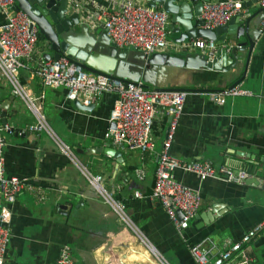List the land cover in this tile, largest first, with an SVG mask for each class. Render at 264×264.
<instances>
[{"label": "crops", "instance_id": "crops-1", "mask_svg": "<svg viewBox=\"0 0 264 264\" xmlns=\"http://www.w3.org/2000/svg\"><path fill=\"white\" fill-rule=\"evenodd\" d=\"M68 1L72 5L70 13H78L79 23L87 25L95 47L102 50V58L121 71L139 74L134 68L138 65L114 60L110 56L111 43H104L101 36L104 31L92 27L100 9L115 8L111 0ZM200 1L176 3L187 2L195 22L200 16L194 15L195 6ZM259 10L257 3L248 2L238 26L243 27L247 19H252L250 29L256 27L260 31ZM5 20L0 13V26ZM174 27L183 33L179 23ZM170 29L169 19L168 40L175 42ZM228 39L233 41L235 37ZM47 45L39 39L35 53L19 70L20 82L41 107L52 131L71 150L77 165L92 175L103 176L107 192L124 204L126 215L144 240L168 264H196L190 249L198 244L210 250L209 259L213 260L226 242L240 241L250 229L264 222V31L260 32L248 62L246 54L240 53L238 66L229 72L227 60L218 65V70L157 67L156 78L165 87L185 89L188 93L171 155L184 162L244 171L249 175L248 181L254 179L257 183L200 181L192 174L174 171L175 180L199 191L202 198L201 208L183 233H178L161 205L149 198L169 118L161 110L155 113L153 152L116 149L104 136L110 127L109 116L117 103V94H103L89 111H82L74 101L65 99V89L43 87L34 71L38 60L48 53ZM233 45H247L246 37L242 35ZM167 54L203 57L194 49L171 50ZM236 83L251 96L228 98L222 105L208 98L207 94L221 92ZM3 112L9 127L2 132L6 174L26 179L39 187L45 197L41 204H36L24 193L12 205L3 264H57L65 249L70 251L71 264H160L112 208L95 196L80 169L52 139L46 133L28 130L35 123L33 114L0 77L1 124ZM140 168L145 173L143 180L136 176ZM136 192L141 198L135 197ZM243 248L252 257V264H264V231Z\"/></svg>", "mask_w": 264, "mask_h": 264}, {"label": "built area", "instance_id": "built-area-1", "mask_svg": "<svg viewBox=\"0 0 264 264\" xmlns=\"http://www.w3.org/2000/svg\"><path fill=\"white\" fill-rule=\"evenodd\" d=\"M251 1H256L263 10L259 32L264 31V0H201L199 20L203 22V29L214 30L227 25L233 17L244 14L246 4ZM111 4L115 8L100 9L94 17L92 27L101 28L116 49L138 51L147 56L167 54L171 50L181 52L184 49H194L211 61L220 48L227 46L225 43L205 39L190 40L187 43L170 42L168 40L170 16L162 8H150L136 0H111ZM15 7L14 0H0V13L6 17L0 26V77L11 87L12 95L19 97L33 114L35 123L30 125L28 130L46 133L60 152L80 169L95 196L108 204L119 219L132 229L148 254L160 264H168L144 240L126 215L124 204L116 201L107 192L103 176L92 175L84 167L77 165L71 150L55 135L41 107L33 101L20 82L19 70L25 67V62L35 53L39 33L28 15L22 11H15ZM34 72L43 87L63 88L66 90L67 101L78 102L84 107L92 106L97 97L103 94L116 93L117 103L110 112V127L104 136L116 149L129 148L141 153L153 152L155 142L151 138V132L155 113L157 110L165 113L169 123L149 198L161 205L178 233L188 229L190 220L201 208L202 198L199 191L175 180L172 176L174 171L192 174L200 181L216 180L243 185L249 179L248 173L244 171H234L224 166L214 167L204 162H184L171 155V146L183 113L187 92L147 89L141 82L126 83L118 78L91 73L66 56L57 61L40 58ZM207 95L210 100L222 105L228 98L248 97L251 93L236 85ZM6 130L8 131L9 127L0 123V264L4 262L10 237L7 227L12 218V205L24 193L29 194L36 204H41L45 199L43 191L28 183L26 179L7 176L5 144L2 137V132ZM144 175L142 168L136 170V176L140 180L144 179ZM135 197L141 198V194L136 192ZM263 231L264 222L250 229L240 241L226 242L221 253L213 260L209 259L210 250L204 248L202 244L191 247L190 254L196 264H252V257L243 247ZM57 264H71L69 249L63 251Z\"/></svg>", "mask_w": 264, "mask_h": 264}, {"label": "water", "instance_id": "water-1", "mask_svg": "<svg viewBox=\"0 0 264 264\" xmlns=\"http://www.w3.org/2000/svg\"><path fill=\"white\" fill-rule=\"evenodd\" d=\"M15 11H22L28 15L36 26L39 37L46 42L48 53L44 56L46 61L59 60L66 56L76 64L82 66L88 72L102 74L109 77L118 78L126 83H140L144 88L156 89L160 91H177L186 92L185 89L168 88L156 78L158 72L157 67L168 69H190L203 68L209 70H218V65L222 61L230 63L228 72L235 69L239 64V54H246L247 62L251 52L257 42L260 32L259 29L253 27L250 29L249 24L252 19H247L245 25L238 26V22L244 18V14L233 17L225 26L218 27L214 30L203 29V22H193V14L187 2L177 4L176 0H136L145 3L150 8L160 7L169 14L171 21V32L176 43H187L190 40L205 39L217 43H225V48H220L213 60L209 61L205 56L199 57H176L169 54H154L147 56L138 51H122L116 49L111 44L110 56L113 59L128 62L138 70L139 74H132L118 69V66L112 64L109 60L102 58L100 55L102 50L95 47V40L89 34L87 25L79 23L80 17L78 13H70L72 5L68 0H14ZM196 2V0H191ZM208 1V0H203ZM256 3V1H253ZM262 9L258 12V17L262 18ZM201 13V2L195 6L194 15L198 17ZM179 23L182 26L183 33L175 29V25ZM76 28L79 32H76ZM245 36L247 45L235 46L240 37ZM104 43L110 42L105 32L101 33ZM229 36H234L232 41ZM106 37V38H104ZM233 42V43H232ZM111 43V42H110ZM94 54H91L92 52ZM114 59V60H115ZM116 64V63H115ZM234 84L232 87L236 86ZM78 109L89 111L92 106L84 107L80 103L75 102ZM5 110L6 108L3 107ZM2 125H6V114L3 112ZM246 183L255 184L253 180H247ZM180 215V214H179Z\"/></svg>", "mask_w": 264, "mask_h": 264}, {"label": "trees", "instance_id": "trees-1", "mask_svg": "<svg viewBox=\"0 0 264 264\" xmlns=\"http://www.w3.org/2000/svg\"><path fill=\"white\" fill-rule=\"evenodd\" d=\"M39 39H41V38L39 37Z\"/></svg>", "mask_w": 264, "mask_h": 264}]
</instances>
